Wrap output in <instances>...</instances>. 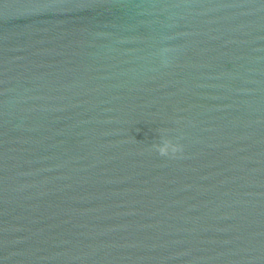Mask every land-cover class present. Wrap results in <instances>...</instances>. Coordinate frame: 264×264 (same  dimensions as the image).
<instances>
[{"label":"water","instance_id":"95a60500","mask_svg":"<svg viewBox=\"0 0 264 264\" xmlns=\"http://www.w3.org/2000/svg\"><path fill=\"white\" fill-rule=\"evenodd\" d=\"M0 264H264L262 0H0Z\"/></svg>","mask_w":264,"mask_h":264},{"label":"snow or ice","instance_id":"6c2138e0","mask_svg":"<svg viewBox=\"0 0 264 264\" xmlns=\"http://www.w3.org/2000/svg\"><path fill=\"white\" fill-rule=\"evenodd\" d=\"M262 3H264V0H262Z\"/></svg>","mask_w":264,"mask_h":264}]
</instances>
